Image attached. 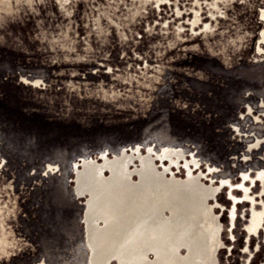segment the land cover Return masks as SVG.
<instances>
[{
	"label": "rangeland",
	"instance_id": "rangeland-1",
	"mask_svg": "<svg viewBox=\"0 0 264 264\" xmlns=\"http://www.w3.org/2000/svg\"><path fill=\"white\" fill-rule=\"evenodd\" d=\"M263 11L264 0H0V264H88L74 166L135 149H152L168 179L189 169L218 187L219 264H264L241 187L261 203ZM164 148L182 157L159 159Z\"/></svg>",
	"mask_w": 264,
	"mask_h": 264
},
{
	"label": "flooded vegetation",
	"instance_id": "flooded-vegetation-1",
	"mask_svg": "<svg viewBox=\"0 0 264 264\" xmlns=\"http://www.w3.org/2000/svg\"><path fill=\"white\" fill-rule=\"evenodd\" d=\"M262 17L261 20L264 23V11ZM261 40H264V31ZM165 149L173 151L164 154L162 151ZM138 150L136 149L137 155L134 153L132 157V163H134L135 157L138 159V165H135L136 171L139 168V158H145L148 164L150 162L155 168L153 172L161 176L163 182L173 186L170 193L169 191L161 193L165 195V199L170 200L161 202L151 200L139 204L129 203L128 206L114 211H102L100 213L101 218L92 219L88 195L76 192L78 196L86 197L84 226L88 247V264H91V257L94 255L91 249L93 247L91 234L96 230L105 234V240H110L106 246L112 250H108L105 256L115 259L110 260L107 264H119L116 260L118 257L141 258L143 264H219L217 253L223 244L220 238L221 224L210 203V199L215 198L218 187L206 186L199 177L192 175L189 169L186 171L187 182L180 181L174 176L168 179L164 175L166 170L161 172L156 168L152 149H148L145 155H141ZM162 151L155 156L159 159L166 158L170 163H177L182 157L181 150L164 148ZM138 155L141 157H137ZM135 169H129V172L132 174ZM103 176L108 178V171H104ZM257 177L264 182V170L259 172ZM246 178L255 184L253 177L244 175L242 180ZM137 180L136 174L131 175L130 181L132 183H137ZM222 183L224 182L222 181ZM241 187L243 188V198L246 199L243 205L250 204V220L249 224L246 225L247 236L249 237L248 248H250L252 237L258 238L262 228H264V194L260 195L261 203H258L257 198H253L249 194L250 189L245 183H242ZM234 194V191L230 192L233 199H235ZM149 199L154 198L150 196ZM109 215L117 217V220H114L116 224L113 228H106L104 224V222H108L107 216ZM236 215L237 205L234 204L229 218V222L233 223L234 227L237 221ZM109 231H113V233L110 234ZM100 255L104 256V253Z\"/></svg>",
	"mask_w": 264,
	"mask_h": 264
},
{
	"label": "bare ground",
	"instance_id": "bare-ground-1",
	"mask_svg": "<svg viewBox=\"0 0 264 264\" xmlns=\"http://www.w3.org/2000/svg\"><path fill=\"white\" fill-rule=\"evenodd\" d=\"M136 150V149H135ZM173 150L165 149L162 153H171ZM136 152V151H135ZM139 152V150H138ZM134 153L130 155L126 151H122L120 156L107 157L102 155V163L96 161L82 160L81 167L74 166L75 173V192L88 195V204L91 210L92 219L101 218L100 213L103 211H114L118 208L128 206L129 203H144L148 201H166L161 193L163 191L173 190V186L162 181L161 176L154 173L155 168L145 159L139 158V168L131 174L129 172L130 165L133 162ZM137 155V152H136ZM137 157H141L138 155ZM108 171L109 177L104 178L103 172ZM137 175V183L130 181L131 175ZM76 193V194H77ZM159 193V194H157ZM152 196L154 199H149ZM158 196V198H155ZM172 201L174 199H171ZM90 218V219H91ZM108 222H104L106 228L115 227V215L107 216ZM89 220V219H88ZM110 234L113 231H109ZM104 233L96 230L91 234V242L93 244L91 264H107L113 257L105 256V253L112 248L107 247L108 241L104 239ZM100 255V254H103ZM119 264H143L141 258L136 257H118Z\"/></svg>",
	"mask_w": 264,
	"mask_h": 264
}]
</instances>
